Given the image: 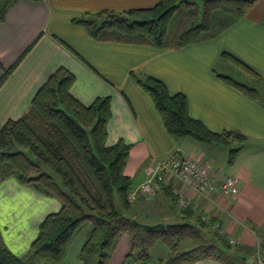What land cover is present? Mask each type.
<instances>
[{
  "label": "crops",
  "instance_id": "0c3cea01",
  "mask_svg": "<svg viewBox=\"0 0 264 264\" xmlns=\"http://www.w3.org/2000/svg\"><path fill=\"white\" fill-rule=\"evenodd\" d=\"M158 1L17 2L6 18L0 21V78L20 60L0 86V128L8 120L19 119L30 106L37 90L52 73L64 66L75 74L76 81L71 92L84 104H91L100 96L111 97L108 143L114 144L124 139L132 144L126 173L132 177L135 186L146 179V168L153 158L163 159L173 153L192 157L207 165L215 186L233 176L239 189L235 197L223 196L217 190L201 195L176 178L172 180L171 189L173 192L174 189L184 191L189 207L206 219L213 220L212 231L218 227V230L236 239L243 250L254 251L259 245L264 250V102L260 99V90L264 92V87H259L264 80L251 76L253 87L259 92V97L254 99L219 76L231 75L216 71L217 65L224 62L222 54L229 52L264 78V0H258L242 19L215 38L178 49L161 50L148 45L97 41L83 26L73 22L74 18L88 12L150 8ZM66 45L80 54L94 70ZM131 72L163 80L171 93H184L191 116L201 120L212 131L231 130L247 136L236 158L230 163L228 175L220 176L222 168L216 163V155L225 158L229 146L204 143L192 137L179 139L171 135L153 100L131 76ZM248 143L260 145L248 151L244 147ZM16 191L40 195L32 188L21 185L15 177H10L0 183L1 201L17 195ZM40 197L45 200L41 208L45 209L46 214L36 220L38 225L44 216L60 208L57 199L45 195ZM195 203L197 208L194 207ZM172 205L170 197L161 190L154 198L140 196L134 201L133 212L151 222H169V216L182 220L179 206L178 211H174ZM4 224L0 228L7 245L18 255L26 254L38 229L26 238L22 228L13 227L5 233L3 229H8L10 223ZM129 247L130 239L125 235L108 264H122ZM254 257L255 254H252L249 261L254 262ZM61 264L82 262L78 254L74 259L66 257ZM192 264L225 263L203 259Z\"/></svg>",
  "mask_w": 264,
  "mask_h": 264
},
{
  "label": "trees",
  "instance_id": "16d2710c",
  "mask_svg": "<svg viewBox=\"0 0 264 264\" xmlns=\"http://www.w3.org/2000/svg\"><path fill=\"white\" fill-rule=\"evenodd\" d=\"M19 1L0 0V21ZM257 1L202 0L200 4L197 0H159L150 8L88 12L73 22L97 41L178 49L215 38L242 19ZM66 47L93 69L71 46ZM223 57L264 80L233 54L224 52ZM19 62L5 71L0 86ZM131 76L149 94L171 135L229 147L232 142H239V146L229 150L230 163L234 161L247 138L245 134L212 131L191 116L184 93H171L163 80L151 75L131 72ZM219 76L249 97H259L254 87L230 76ZM75 81L73 72L59 67L37 90L25 113L0 128V183L15 177L21 185L60 203L58 211L48 213L40 221L37 235L24 255L10 249L0 228V264H61L76 235L87 224L90 230L79 253L82 264H108L127 234L130 247L122 264H153L151 250L159 240L172 252L162 264H192L203 259L261 264L255 257L254 262L249 261L252 254H259L258 249L243 250L239 243H231L228 234L218 227L211 230L212 219L191 207L180 210L181 222L158 220L165 226L157 228L144 225L157 222L127 215L134 205L129 194L135 185L126 173L132 144L124 139L108 143L111 97L100 96L91 104H84L71 92ZM162 190L170 197L173 210L178 211V198L171 186ZM189 240L201 243L181 249L182 243ZM261 251L264 259V250Z\"/></svg>",
  "mask_w": 264,
  "mask_h": 264
},
{
  "label": "rangeland",
  "instance_id": "374dc122",
  "mask_svg": "<svg viewBox=\"0 0 264 264\" xmlns=\"http://www.w3.org/2000/svg\"><path fill=\"white\" fill-rule=\"evenodd\" d=\"M194 1V0H193ZM200 4L202 3V0H197ZM223 57V54H222ZM223 63H220L216 67V71L218 72H223L226 74L231 75L234 79H237L240 82H246L249 83L250 85L252 84V75L249 74L248 71H246L242 66H240L238 63L234 62L231 59H226L223 57ZM252 76V77H251ZM248 84V85H249ZM254 84H252V87ZM256 86H258L256 84ZM260 88L264 87V83L259 86ZM255 88V87H254ZM259 93V92H258ZM260 99L264 102V92L260 90ZM239 144V142H238ZM258 143H248L244 147L245 150H253L258 148ZM221 146H223L221 144ZM239 145H237V142H232L228 149V155L225 158H220L218 155L217 157V164L221 166V171H220V176H226L230 173L231 167H230V156H229V150L231 148H235ZM217 150V149H216ZM216 154V153H215ZM217 154H220V152L217 151ZM3 182V181H2ZM30 188V187H29ZM34 190V189H33ZM36 192V190H35ZM8 193H11L9 191ZM30 193V194H29ZM26 192V191H21L15 192L17 195H12L9 196V198H5V200L1 201L0 199V225L3 227L5 223H10L9 228H2L5 233L8 232L9 229L13 227L17 228H22L24 229L23 236L28 238L32 233H34V230L38 229V222L36 220L40 218L43 214H46L45 209L41 208L45 205V200H42L40 195L44 196L42 193L38 192L40 195H36L35 193L32 192ZM239 193V190H238ZM4 196V195H3ZM158 194L155 196L157 197ZM1 197V196H0ZM153 198V197H152ZM136 201V200H135ZM44 204V205H43ZM48 210V209H47ZM49 211V210H48ZM133 211H127V215L131 216H136L137 213ZM20 217V218H18ZM141 221H145L144 217L138 216ZM4 221V222H3ZM171 223H177L181 222L180 219L173 218L171 216L168 217V220ZM90 230V225L87 224L85 227L76 235L73 243L69 247V251L67 253V258H77V255L80 253L81 247L86 240L88 231ZM127 236H129L127 234ZM230 238V237H229ZM130 239V237H129ZM231 240V238H230ZM201 243L200 240H195V241H184L182 243L181 249H188L195 247ZM261 250H263L261 248ZM152 254V263L153 264H162L165 262L169 257H171L172 252L170 248L161 240L157 241L154 247L151 250ZM263 252L260 251L259 254L255 255V258H262ZM258 262V260H257ZM39 264H51L49 261H42Z\"/></svg>",
  "mask_w": 264,
  "mask_h": 264
},
{
  "label": "built area",
  "instance_id": "2783aa9c",
  "mask_svg": "<svg viewBox=\"0 0 264 264\" xmlns=\"http://www.w3.org/2000/svg\"><path fill=\"white\" fill-rule=\"evenodd\" d=\"M173 178L182 181L201 195H208L212 190H217L223 196L235 197L239 190L235 177L229 176L215 186L211 182V172L207 165L192 157L173 153L163 159L153 158L146 168V179L141 184L134 186L129 194V200L134 202L140 196L154 198L162 190V187L172 185ZM174 194L178 198V206L181 211L189 208L184 191L174 189ZM194 207H198L196 203ZM231 243L237 244L238 241L231 238ZM258 250L260 253V246ZM257 260L258 263H264L263 258H257Z\"/></svg>",
  "mask_w": 264,
  "mask_h": 264
},
{
  "label": "water",
  "instance_id": "95a60500",
  "mask_svg": "<svg viewBox=\"0 0 264 264\" xmlns=\"http://www.w3.org/2000/svg\"><path fill=\"white\" fill-rule=\"evenodd\" d=\"M147 228H157V227H164L165 223L163 222H157L154 224H144Z\"/></svg>",
  "mask_w": 264,
  "mask_h": 264
}]
</instances>
